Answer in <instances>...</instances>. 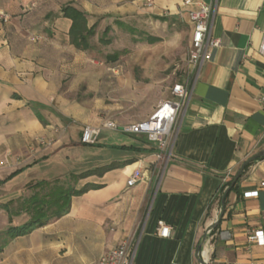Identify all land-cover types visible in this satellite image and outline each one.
<instances>
[{
    "label": "crops",
    "instance_id": "crops-1",
    "mask_svg": "<svg viewBox=\"0 0 264 264\" xmlns=\"http://www.w3.org/2000/svg\"><path fill=\"white\" fill-rule=\"evenodd\" d=\"M183 1L0 0L9 16L0 21V244L9 226L28 220L29 201L47 192L49 185L35 183L102 184L72 196L67 213L7 239L0 264H97L128 236L137 242L132 264H201L199 243L207 264H264V155L245 165L220 212L223 186L264 151V0H200L215 3L211 34L220 45L198 69L186 52L178 81L192 71L191 93L158 177L153 145L124 128L146 119L169 91L160 96L157 83L129 80L122 66L93 59L106 27L113 34L135 22H185L188 51L195 7ZM68 4L85 13L88 27L96 25L87 49L70 42ZM105 120L118 128H102L94 144L80 142L85 125ZM110 163L118 166L74 179ZM135 169L142 177L128 186ZM160 221L170 225L169 237L156 235ZM254 229L262 243L248 241Z\"/></svg>",
    "mask_w": 264,
    "mask_h": 264
},
{
    "label": "built area",
    "instance_id": "built-area-1",
    "mask_svg": "<svg viewBox=\"0 0 264 264\" xmlns=\"http://www.w3.org/2000/svg\"><path fill=\"white\" fill-rule=\"evenodd\" d=\"M185 5H194V9L188 12V20L192 26L189 47L187 51V62L193 68H199L202 62L210 56L211 50L220 45V40L211 34L215 3H205L200 0H184ZM7 13L0 11V21H8ZM264 54V37L260 47ZM192 71L186 70L183 80L174 82L169 90V97L158 101L150 115L141 121L135 122L124 130L134 134H144L147 141L153 145L160 160V167L156 173L158 177L162 168L172 156L173 145L177 136V123L180 115L184 112L191 93ZM264 101V99H263ZM102 128L117 129V124L112 120H105L101 126L85 125L82 130L80 142L83 144H94ZM39 142L44 139L39 138ZM142 177L140 169H135L128 177L126 184L134 185ZM229 178V172L224 181ZM261 186H264L262 181ZM257 190L244 193V197L256 196ZM171 227L164 221H160L156 228V235L169 237ZM209 230H207V233ZM249 242L262 243L263 234L259 229L249 232ZM137 242L133 236L123 238L112 249L103 253L97 264H132L135 256Z\"/></svg>",
    "mask_w": 264,
    "mask_h": 264
},
{
    "label": "rangeland",
    "instance_id": "rangeland-1",
    "mask_svg": "<svg viewBox=\"0 0 264 264\" xmlns=\"http://www.w3.org/2000/svg\"><path fill=\"white\" fill-rule=\"evenodd\" d=\"M138 23V22H137ZM130 26L135 32L118 29L113 34L108 33L104 39L109 44H103L102 51H95V62L112 67H121L141 83H157L156 89L160 96L168 94L169 87L178 81L184 68L186 59V46L188 39V26L180 20L167 21L160 25L139 22ZM147 35H157L158 41L148 43ZM118 53L115 60L107 55ZM154 93L149 95V99ZM146 103L138 109H143Z\"/></svg>",
    "mask_w": 264,
    "mask_h": 264
},
{
    "label": "trees",
    "instance_id": "trees-1",
    "mask_svg": "<svg viewBox=\"0 0 264 264\" xmlns=\"http://www.w3.org/2000/svg\"><path fill=\"white\" fill-rule=\"evenodd\" d=\"M62 11L63 15L71 20V26L69 29V39L71 44L81 50L89 48V39L94 35L96 25L94 24L88 27L85 13L71 4L64 6L62 8ZM161 19L163 20L164 17H161ZM120 25L123 26V23H121ZM109 28L110 27H106L104 29L103 36L107 35ZM129 31L133 33L135 32V29L130 28ZM146 40L148 43H153L155 41H158L159 37L147 35ZM100 41L105 44L108 43V39L101 38ZM117 55L118 53L107 55V58H109L110 60H115L117 58ZM117 166L118 165L116 163H110L95 169L86 170L74 175V179L78 180L92 174L101 175L103 174V172L113 169ZM231 180L226 182V184L222 188V191L230 184ZM238 180L239 178L237 179V181ZM236 182L231 189L235 187ZM44 185H49L47 192L41 198L33 197V199L29 201L32 207V213H30L28 220L20 225L9 226L5 232L6 237L2 239V244H0V247L6 243L7 239L26 234L33 228L47 223L50 219L59 217L67 213L70 206V198L72 196L80 195L89 189L99 188L102 186V184L87 183L81 188L75 189L69 183L64 184L58 181L54 182L51 185L50 183L40 181L35 183L33 186Z\"/></svg>",
    "mask_w": 264,
    "mask_h": 264
},
{
    "label": "water",
    "instance_id": "water-1",
    "mask_svg": "<svg viewBox=\"0 0 264 264\" xmlns=\"http://www.w3.org/2000/svg\"><path fill=\"white\" fill-rule=\"evenodd\" d=\"M262 155H264V151H261V152L255 154V155L251 156L250 158H248L247 160H245V161L241 164V166L239 167L238 171H237V172L235 173V175L233 176V178H232L230 184H229L227 187H225V189L223 190V193H222V195H221V199H220V201H221V211H220V212H221V213H222V211H223V209H224V205H225V197H226V195L228 194V192L230 191V189L232 188V186L235 184V182L237 181V179L240 177V175H241V173H242V171H243L245 165H247L248 163H250V162H252V161H255L258 157H260V156H262ZM215 225H216V221H215V223H212L208 229L214 227ZM200 248H201V243H199V244L197 245L196 249H195V256L199 259V261H200L201 264H207L206 261H205L204 259L201 258V251H200ZM199 254H200V257H199Z\"/></svg>",
    "mask_w": 264,
    "mask_h": 264
}]
</instances>
